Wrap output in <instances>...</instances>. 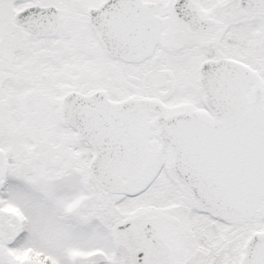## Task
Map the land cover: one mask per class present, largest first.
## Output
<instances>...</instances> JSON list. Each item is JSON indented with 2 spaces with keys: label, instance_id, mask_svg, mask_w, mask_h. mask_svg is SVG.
I'll use <instances>...</instances> for the list:
<instances>
[{
  "label": "snow or ice",
  "instance_id": "6c2138e0",
  "mask_svg": "<svg viewBox=\"0 0 264 264\" xmlns=\"http://www.w3.org/2000/svg\"><path fill=\"white\" fill-rule=\"evenodd\" d=\"M0 264H264V0H0Z\"/></svg>",
  "mask_w": 264,
  "mask_h": 264
}]
</instances>
